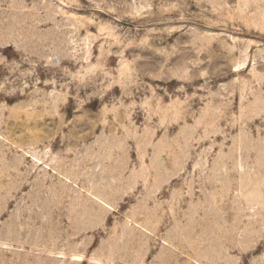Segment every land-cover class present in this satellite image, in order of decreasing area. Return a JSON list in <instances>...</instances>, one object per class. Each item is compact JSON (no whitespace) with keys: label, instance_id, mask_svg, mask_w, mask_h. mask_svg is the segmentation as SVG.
I'll return each instance as SVG.
<instances>
[{"label":"rangeland","instance_id":"1","mask_svg":"<svg viewBox=\"0 0 264 264\" xmlns=\"http://www.w3.org/2000/svg\"><path fill=\"white\" fill-rule=\"evenodd\" d=\"M0 264H264V0H0Z\"/></svg>","mask_w":264,"mask_h":264}]
</instances>
